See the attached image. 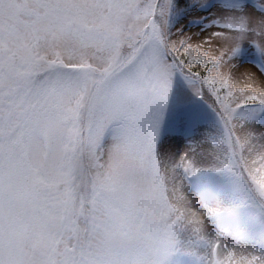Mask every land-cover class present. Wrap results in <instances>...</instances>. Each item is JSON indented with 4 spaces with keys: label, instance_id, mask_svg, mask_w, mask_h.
Returning <instances> with one entry per match:
<instances>
[{
    "label": "snow or ice",
    "instance_id": "obj_1",
    "mask_svg": "<svg viewBox=\"0 0 264 264\" xmlns=\"http://www.w3.org/2000/svg\"><path fill=\"white\" fill-rule=\"evenodd\" d=\"M185 2L0 0V184L42 183L53 156L68 174L80 156L95 164L109 136L110 151L125 153L158 139L176 77L192 84L190 66L202 59L166 38ZM241 92L242 105H259L248 118L264 112V92ZM253 163L264 196V154ZM0 264H14L6 250Z\"/></svg>",
    "mask_w": 264,
    "mask_h": 264
},
{
    "label": "rangeland",
    "instance_id": "obj_2",
    "mask_svg": "<svg viewBox=\"0 0 264 264\" xmlns=\"http://www.w3.org/2000/svg\"><path fill=\"white\" fill-rule=\"evenodd\" d=\"M189 3L187 9H173L166 38L176 42L186 41L193 49L199 50L203 66L210 64V70L205 75H211L213 79L204 81V85L208 93H221L222 98L218 96L214 102L227 123L229 120L234 128L235 140L240 147V162L252 180L249 169L254 168L256 165L253 162H258L260 154H264V112L250 119L247 116L249 111L239 114L236 111L244 106L241 104V90L264 92V0H189ZM197 94H200L199 86L194 82L188 84L178 75L167 109L176 112ZM232 142L220 128L205 120L183 123L161 137L158 168L150 169L145 166L146 156L142 152L110 151L114 143L110 137L104 142L103 156L99 161L94 164L87 157L89 174L93 186L101 191L123 182L135 184L138 199L144 203L142 207H147L149 199L155 194V183L161 179L165 202L169 205L164 209L168 212L164 215L175 220V232L180 238L179 249L189 255L179 264H264L262 237L250 233L244 220L237 221L238 213L234 210L244 202L241 193L232 189H221L220 193H216L215 182L199 178L207 171L227 167L231 161L229 148ZM53 160L54 156L46 172L56 171ZM20 183L24 185L15 184L18 190L12 191L16 199H19L18 193L30 189L28 184L33 185L30 182ZM70 184L71 181L58 182L51 187V192L60 194ZM255 186L259 188L256 183ZM22 198L26 199L27 195H22ZM66 205L58 206L59 214L64 212ZM79 224H82L81 217ZM36 229L39 231L35 232L36 237L31 238L26 233L18 239L20 248L27 250L21 256V264H32L37 253L39 258L45 257L43 237L39 238L44 230ZM70 235L71 232L66 230L58 249L54 251L58 259L63 249L72 244ZM130 239L129 235L127 241ZM118 245L117 236L104 232L99 235L95 231L93 248L97 255H105L117 263L120 259L117 256L122 255ZM14 249L10 243L0 256L6 250L7 258L12 261ZM127 252L124 251L123 255Z\"/></svg>",
    "mask_w": 264,
    "mask_h": 264
},
{
    "label": "trees",
    "instance_id": "obj_3",
    "mask_svg": "<svg viewBox=\"0 0 264 264\" xmlns=\"http://www.w3.org/2000/svg\"><path fill=\"white\" fill-rule=\"evenodd\" d=\"M189 6V0H186L184 4L178 5V9L175 8V11L187 9ZM175 56L178 62L188 64L186 57L179 53H175ZM190 67L193 81L199 86L200 94L183 104L176 112L166 109L158 139L152 140L150 146L141 151L146 156L145 166L150 169L158 168L160 139L179 125L202 119L220 128L224 136L233 140L231 148H229L231 161L226 168L207 171L198 177L215 182L216 193H220L221 189L239 191L244 202L234 210L238 213L236 214L237 221L244 220L249 226L248 231L262 237L264 241V196L260 195L259 188L250 180L240 162V147L235 140L233 126L229 120L227 123L219 112L218 105L214 102V98L218 99V96L222 98L221 93H208L204 85V81L207 82V80L201 79L206 77L205 73L209 72L210 64L203 66L200 61L192 63ZM197 73L199 76L195 75ZM258 108V104L249 103L239 108L236 113ZM109 138L110 136L107 139ZM52 165L56 171L54 173H51V170L46 172L49 174L45 173L46 179L42 183H33L31 186L28 184L30 189L18 193L19 199L14 197L12 191L18 190L15 186H23L24 184L22 185L20 181L25 182L24 180L13 176L10 179L6 178L0 184V252L8 244H13L15 249L12 251L14 255L12 261L14 264H21L19 263L21 256L27 251L20 248L19 237L26 233L31 238L36 237L35 232H39L36 228L40 231L44 230V234L40 233L39 238L43 237L45 257L41 259L37 253L38 256L32 264H55L57 261L62 264H127L128 262L132 264L134 261L145 258L163 259L165 264H179L182 260L188 259L189 255L179 249L180 238L175 232V220L173 222L169 216L164 215L166 212L164 209L169 205L165 202L164 185L161 179L156 181L155 194L149 199L147 207H142L144 203L138 199L135 184L123 182L103 191L106 196L104 233L118 237V248L122 252L121 256H117L120 259L116 263L107 256L97 255L94 252L93 237L101 216L97 193L101 190L93 186L87 156H80L76 160L70 174L59 167L55 156ZM146 171L156 172L155 170ZM68 181H71L70 187L63 189L62 193L51 192V187L54 184L67 183ZM22 195H27V198H22ZM135 198L138 199V205H136ZM69 200L74 203L73 213L69 215L65 206L64 212L59 214L58 206ZM80 217L83 226L79 224ZM70 218H72V222H70ZM153 221L164 225L162 235L149 227ZM66 230L71 232L69 237L72 244L63 249L62 255L58 259V256L54 255V251L58 249L59 245L56 240L58 238L60 241ZM129 235L132 239L127 241ZM126 250L128 252L124 256L123 252ZM35 253L34 250L33 254Z\"/></svg>",
    "mask_w": 264,
    "mask_h": 264
},
{
    "label": "clouds",
    "instance_id": "obj_4",
    "mask_svg": "<svg viewBox=\"0 0 264 264\" xmlns=\"http://www.w3.org/2000/svg\"><path fill=\"white\" fill-rule=\"evenodd\" d=\"M97 175H100L97 173ZM97 196L99 197L100 202V209L101 216L99 218V222L96 225V230L99 233V235H103L104 229L106 227V222L104 220V215H106V196L103 193V191L98 192ZM74 211V203L72 200H69L66 205V212L71 215ZM55 227V226H54ZM149 227L155 232H160L162 235V229L164 228V225L157 224L155 221L151 222ZM99 238V236H98ZM59 239L57 238L56 243H59ZM55 264H62V262L57 261ZM132 264H165L163 259H155V258H145L139 261H134Z\"/></svg>",
    "mask_w": 264,
    "mask_h": 264
}]
</instances>
